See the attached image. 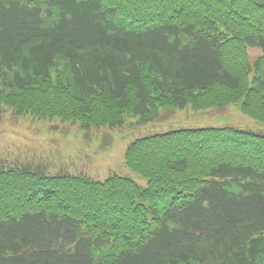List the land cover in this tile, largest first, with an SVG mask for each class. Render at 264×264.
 I'll return each instance as SVG.
<instances>
[{
    "label": "trees",
    "instance_id": "trees-1",
    "mask_svg": "<svg viewBox=\"0 0 264 264\" xmlns=\"http://www.w3.org/2000/svg\"><path fill=\"white\" fill-rule=\"evenodd\" d=\"M237 103L264 124V0H0L16 116L87 136ZM124 163L144 187L0 159V264H264V133L169 131Z\"/></svg>",
    "mask_w": 264,
    "mask_h": 264
},
{
    "label": "rangeland",
    "instance_id": "rangeland-1",
    "mask_svg": "<svg viewBox=\"0 0 264 264\" xmlns=\"http://www.w3.org/2000/svg\"><path fill=\"white\" fill-rule=\"evenodd\" d=\"M248 53L251 61L260 55L258 49ZM137 121L128 118L121 128L93 129L86 136L78 123L20 117L10 108L0 106V159L7 166H41L52 175L67 173L96 181L112 175L130 177L144 187L146 182L129 172L124 163L125 150L136 139L207 127L264 133V124L242 114L239 103L200 112L171 110L161 113L157 121L136 124Z\"/></svg>",
    "mask_w": 264,
    "mask_h": 264
}]
</instances>
